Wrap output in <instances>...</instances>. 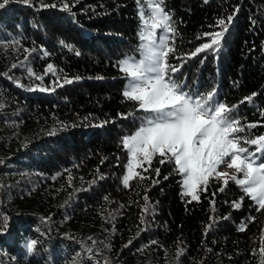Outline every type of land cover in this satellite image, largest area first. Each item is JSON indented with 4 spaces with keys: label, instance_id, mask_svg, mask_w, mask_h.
I'll use <instances>...</instances> for the list:
<instances>
[{
    "label": "trees",
    "instance_id": "16d2710c",
    "mask_svg": "<svg viewBox=\"0 0 264 264\" xmlns=\"http://www.w3.org/2000/svg\"><path fill=\"white\" fill-rule=\"evenodd\" d=\"M139 4L9 0L0 8V264H264V210L233 181L212 178L192 200L157 154L150 164L140 158L138 175L122 183L123 138L143 113L122 95L117 65L139 55ZM163 7L175 29V78L230 107L245 129L240 143L255 149L245 141L264 136V0ZM218 19L228 25L219 49L191 56L211 43L205 33L223 31Z\"/></svg>",
    "mask_w": 264,
    "mask_h": 264
},
{
    "label": "snow or ice",
    "instance_id": "6c2138e0",
    "mask_svg": "<svg viewBox=\"0 0 264 264\" xmlns=\"http://www.w3.org/2000/svg\"><path fill=\"white\" fill-rule=\"evenodd\" d=\"M8 2L4 0L0 8ZM143 2L138 0V3ZM163 3L164 0H154L150 24L143 17L145 10L138 9L142 21L137 48L139 59L135 55H126L117 65L129 80L122 95L138 102L137 111L143 113L135 133L123 138V146L131 159L122 183L128 187L129 181L138 175L134 171L142 163L138 157L150 164L158 154L161 164H174V171L182 176L183 195L190 196L192 200L199 199V190H206L210 179H223L225 185L231 180L258 205L256 211L264 210V136L245 141L246 144L258 145L255 150L240 146V137L236 134L245 129L238 126L239 118L232 114L233 110L216 101L213 93L203 95L186 91L178 82L175 73L179 67L168 62L169 55L175 51L174 47H169V36L175 34V29L171 27L172 18ZM64 7L67 9L68 5ZM232 19L231 15L227 17L229 22ZM217 25L222 26L223 31L216 32L214 36L205 33V37H213L211 43L197 47L191 56L206 49H219L220 38L228 30V25L224 19H218ZM156 30H159L158 34ZM221 165L236 169L243 178L217 171ZM156 172L159 173V169ZM240 206V203L234 204L236 208ZM35 245L34 240L25 245L28 253Z\"/></svg>",
    "mask_w": 264,
    "mask_h": 264
},
{
    "label": "rangeland",
    "instance_id": "374dc122",
    "mask_svg": "<svg viewBox=\"0 0 264 264\" xmlns=\"http://www.w3.org/2000/svg\"><path fill=\"white\" fill-rule=\"evenodd\" d=\"M154 6V0H144V2L143 3H140L139 4V9H144L145 11H144V13H143V17H144V19L145 20H147L148 22H149V24L152 22V16L150 15V9H151V7H153ZM140 20H141V14H140ZM142 22V21H141ZM157 31V34H158V32H159V30H156ZM139 42H140V40H139ZM140 44V43H139ZM136 58L137 59H139V55L138 56H136ZM129 83V80L128 79H126L125 80V88H126V85ZM143 115V114H142ZM139 127V126H138ZM138 129V128H137ZM137 129H135L133 132H131L129 135H131V134H134L135 133V131L137 130ZM128 136V135H127ZM240 146H242V147H247L245 144H241L240 143ZM259 146L257 145L256 146V148H258ZM255 148V149H256ZM255 149H252V150H255ZM127 150V149H126ZM251 150V149H250ZM127 152H128V150H127ZM128 157H129V160H128V164L130 163V159H131V157H130V153L128 152ZM140 158H142V157H138V159H140ZM127 164V165H128ZM136 168V167H135ZM135 168H134V171H135ZM217 171H219V172H226V173H228L229 174V176H231V175H236L237 176V178H243V174L242 173H237V171H236V169H234V168H228L226 165H221V166H219L218 167V169H217ZM126 173H127V166H126ZM220 181H222L223 182V179H220ZM181 193H183L184 192V188H183V185H182V176H181ZM235 183V182H234ZM190 197V196H189ZM254 203V202H253Z\"/></svg>",
    "mask_w": 264,
    "mask_h": 264
}]
</instances>
